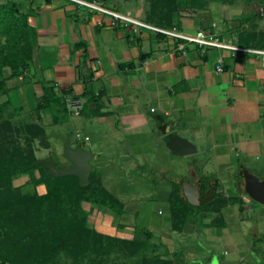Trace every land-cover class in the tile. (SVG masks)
<instances>
[{"label":"crops","instance_id":"1","mask_svg":"<svg viewBox=\"0 0 264 264\" xmlns=\"http://www.w3.org/2000/svg\"><path fill=\"white\" fill-rule=\"evenodd\" d=\"M124 3L131 12L129 7L135 1L125 0ZM25 4L27 12L32 13L29 23L37 32V51L29 70L24 76L9 80L11 92L0 99L6 101L20 89L41 99L43 83H57L71 89L85 103L79 118H86L89 128H95L96 132L102 128L110 131L105 132L110 139L113 136L119 139L123 135L129 144H133L130 148L135 155H148L154 151V143H162L176 157L203 160L204 155L197 143H207L218 167L217 174L209 171L204 160L202 163L198 159V167L189 171L190 180L180 185L187 197L191 186H199L204 193L215 187L212 209L196 218L209 231V242L217 237L240 247L242 227L256 212L258 203L250 195L248 177L264 180V163L257 164L264 155V61L249 53L222 49H211L204 55L193 44H186L184 54L178 51L179 41L176 39L160 36L145 28L133 30L122 25L113 26L112 20L105 19L103 14L98 16L99 13L84 9L86 16H83L81 7L68 0L33 4L30 9V0ZM118 6L117 1L113 8L117 10ZM137 7L139 14L133 17L152 25L147 21L148 6L138 0ZM173 18L177 31L195 34L203 30L245 48L253 45L258 33L264 32V17L260 16V4L257 2L206 0L202 9L182 8ZM80 43L83 46L77 49L76 45ZM44 54L55 55L58 64L44 65L40 60V55ZM219 59L223 60L222 72L216 69ZM10 73L6 71V75ZM86 89L95 93L101 91V100L88 102L83 95ZM22 111L24 109L18 104L8 110V114L16 116ZM60 113L63 112L57 111L59 120ZM41 114L45 115L42 112L39 116ZM63 121L62 118L58 123ZM175 140L187 143L191 152L176 153ZM68 143L71 144L70 139ZM93 143L85 134L81 146L75 149L91 153L92 172V162L95 161L99 178L109 189L103 181L104 163L101 162L106 151ZM127 154L121 156L131 162V153ZM60 161L68 163L64 169L71 165L65 156ZM170 172L155 170L163 178ZM25 177L27 181L22 186H26L30 177H19L20 180ZM153 182L157 183V177ZM85 205L86 211L93 207ZM124 205L126 214L121 218L109 210L95 209L99 217L93 229L118 239L137 238L143 242L132 225L135 218L129 216ZM196 218L193 217L180 232L172 229L171 212L165 221L171 225L172 232L192 234L190 223L193 224ZM156 224V227L161 226L160 221ZM103 226L110 230L99 231L98 227ZM258 235L254 244H258L255 249L260 251V257L253 252V258L258 264H264V241ZM172 238H165L168 248L165 254H158L162 259L174 264H186V260L194 259V256L184 257L178 252ZM238 254L237 261L244 264L248 253L240 250ZM183 257L187 259L183 260Z\"/></svg>","mask_w":264,"mask_h":264},{"label":"trees","instance_id":"2","mask_svg":"<svg viewBox=\"0 0 264 264\" xmlns=\"http://www.w3.org/2000/svg\"><path fill=\"white\" fill-rule=\"evenodd\" d=\"M68 1L80 7L75 2ZM84 1L104 4L109 0ZM147 1L148 23L164 29H173L176 26L173 18L175 13L182 8L202 9L206 0ZM245 1L257 2L260 8L264 6L263 0ZM25 2L26 0H8L0 4V97L11 92L9 80L22 77L29 70L37 51V32L29 23L32 13L27 12ZM42 2L50 4L51 0H30L29 9L33 4ZM255 37L253 45L249 48L264 49V32ZM82 46L80 43L76 48L81 49ZM198 52L201 54V49ZM8 70L11 72L9 76L6 75ZM42 87L43 96L36 106V112L49 109L54 117V124L61 122L57 111L70 113L66 96L81 100L71 89L58 88L57 83L46 82ZM83 95L88 98V102H96L101 100L103 94L101 91L95 93L86 89ZM82 105L80 115L85 109L83 101ZM14 106L12 97L0 102V264H52L63 251L68 252L70 258L78 262L88 257L92 250H100L101 257L103 253L105 257L109 256L117 245L123 249L139 247L135 252H145L147 241L142 242L137 238L118 239L88 226V212L83 209V204L109 210L121 218L126 214L124 203L104 187L97 171L93 170L90 185L85 188L81 187L78 177L50 175L48 168L43 166L33 150L26 152L25 148L20 146V140L9 137L12 133L19 132V129L13 126L14 114H8V110ZM31 125L36 128V134L44 132L38 125ZM25 141L29 143L30 149L35 144L32 143V137H27ZM24 175H28L34 185H44L47 193L43 196L38 193L24 194L21 189L14 187V180ZM214 201L215 198L196 206L184 195L182 185H175L169 197L172 229L182 231L193 217L211 210ZM135 229L145 237L151 236L150 231L138 224ZM134 253L130 252L132 255ZM144 264L174 263L162 259L157 254L149 261L146 259Z\"/></svg>","mask_w":264,"mask_h":264},{"label":"rangeland","instance_id":"3","mask_svg":"<svg viewBox=\"0 0 264 264\" xmlns=\"http://www.w3.org/2000/svg\"><path fill=\"white\" fill-rule=\"evenodd\" d=\"M7 1L8 0H0V4H4ZM109 1L110 3H113L97 4V6H103L105 9L112 10L118 1L119 6L117 11L123 14L128 12L124 3L125 0ZM133 1H135V3L129 7V10H131L132 16H138V0ZM140 1L148 6L147 0ZM242 1L246 2L245 0ZM71 6L74 5L72 4ZM25 7H27V5ZM81 9L82 11L80 13L83 16H86L85 11L90 12L86 8L81 7ZM90 13H99L98 16H102L100 12ZM103 16L105 19L112 20L108 15ZM40 60L46 66H50L52 63L58 64V59L53 54H44V56L40 55ZM11 83L14 85V82ZM12 99L14 100L15 106L20 104V107H22L24 111H22L20 115L15 116L13 126L18 128L19 132L12 133L9 136L10 138L12 137L16 141L20 140L22 143L19 144L23 149L25 148L24 150H26V152L33 150L38 160L42 162L43 166L48 168L50 174L48 163H52L58 170H64V167L68 165V163L62 164L63 162L60 161V159L65 156L68 140H71V148L75 149V147L81 146L84 135L88 134L91 137V142H95L93 144L99 145L101 149L106 151L101 160V162L104 163V168H102L104 183L126 204L127 210H129L127 213L129 216L135 218V223H132L134 228H136V225L138 224L142 228L151 232V236L149 237H145L138 232V236H140L145 242L147 241V247L144 246V248H146L145 252H135L139 247H128L127 249H123L120 245H117V248H115L109 256L106 255L105 257L103 253V256L101 257V254H99V252H101L100 250H92L88 257L76 262L70 258L68 252L63 251L52 264H144L146 259L149 261L157 254H165L168 248L165 244V238L167 239L169 236L173 237L172 239L175 243L174 248L183 254L184 257L194 256V259L186 260V264H243L242 262L237 261L240 250H242V253H248L247 261H245L244 264H258L257 260L253 258V252L260 257V251L255 249L258 247V244H254V240L256 234L259 233V239L264 241V204L256 203V212L254 214L252 213V215L250 214V218L243 225L244 227H242L241 230L242 235L240 247L237 244H232V242L226 239L217 238L216 236L215 240L210 239L209 242V231H206L205 228H203V222L197 220L196 216V221L193 222V224L190 223L192 234H187L188 232H172L170 230L171 225L165 221L168 220L167 218L170 213L169 195L173 187L181 182H188L190 180L191 174L189 171L191 168L194 169L198 167V159L200 158L196 156V159H183L176 157L170 153L162 143H154V151L148 155H143L142 153L135 155L133 154V149L130 148L133 144H129L123 135H120L119 139L116 136H113L110 139L105 134L108 130L102 128V130H97L96 132L95 128H89V121L86 118H79L80 116H76L72 111L68 114H59L60 121L62 122V118L64 120L63 123H58L59 125L54 124L52 121L53 115L49 109L40 111V113L44 112L45 115L41 114L39 116V112L35 115V107L40 99H36L24 89L14 91L12 93ZM3 100L4 98L0 99V102H3ZM17 111L19 112L21 109H17ZM37 115L40 117L39 120L37 119ZM31 123L43 128L44 132L40 133V135L36 134V128H34ZM32 129L34 131H32ZM6 133L9 134L8 132ZM108 133L111 132L109 131ZM27 137H32V143H35L31 149L29 143L25 141L27 140ZM97 140L101 142L97 143ZM119 140L122 142H119ZM46 144H48L49 147H47ZM197 144L201 148V153L204 155L203 160L206 163L202 159L200 160L203 161L202 163H205V166L207 165L210 172L216 173L218 167L213 161V152L208 150V144ZM136 151L139 152L138 150ZM127 153H131L129 158L132 163L128 162L127 159L122 158L121 155ZM262 157L261 160L257 161L258 165L264 163V155H262ZM65 159L67 158L65 157ZM94 162H92V164L94 165V171L96 172V163ZM134 164L136 165L135 167ZM158 169L170 170L171 172L163 178L161 174L157 175L155 173V170ZM156 177L157 183L153 182ZM24 181H27L26 177L23 180H20L19 177L16 178L13 182L14 187L21 189L24 194L38 193V195L43 196L47 193V189L44 185H34L30 182L31 180L29 178V182L26 186H22L21 184H23ZM82 207L84 210L86 209L85 204H83ZM89 208L90 207L87 208V224L93 228V226L98 224L97 219L99 213L95 210L98 207L93 206L90 209ZM104 211L107 212V210ZM162 213H164V215H162ZM144 217H147V219L145 220ZM159 221L161 226L156 227V223ZM108 229L110 230V228ZM98 230L104 232L109 231L106 230L104 226L102 228L98 227ZM202 231L204 233L198 235ZM187 235H189L188 238H186ZM178 241H181V243ZM129 248H132V250L130 251ZM130 252L135 253L132 255ZM185 259L187 258H184L183 260Z\"/></svg>","mask_w":264,"mask_h":264},{"label":"built area","instance_id":"4","mask_svg":"<svg viewBox=\"0 0 264 264\" xmlns=\"http://www.w3.org/2000/svg\"><path fill=\"white\" fill-rule=\"evenodd\" d=\"M78 4L80 7L88 9L90 12H100L103 15H108L112 18V25L118 26L122 25L126 28H133V30H137L139 28H145L150 31H153L158 34L165 35L167 37L178 40V51L182 53H186V44H193L201 49L202 53H206V50L211 49H222V50H231L235 52H245L254 55L257 58H260L264 61V49L257 48H245L233 45L232 43H228L225 40L219 38L217 35L208 33L206 31L200 30L195 34H185L183 32L177 31L175 28L173 29H164L157 26L149 25L142 21L135 19L131 12H127L126 14L120 13L115 9L108 10L103 8V6H97L98 3H89L84 0H70ZM264 1V0H263ZM260 15H264V6L260 8ZM215 26V25H214ZM223 60L219 59L217 61L216 69L218 72L223 71L222 66ZM58 88L63 89L60 84H58ZM66 100L68 102V108L70 111L74 112L76 116L80 115L81 109L83 108L82 101L73 96H66Z\"/></svg>","mask_w":264,"mask_h":264},{"label":"water","instance_id":"5","mask_svg":"<svg viewBox=\"0 0 264 264\" xmlns=\"http://www.w3.org/2000/svg\"><path fill=\"white\" fill-rule=\"evenodd\" d=\"M174 142L176 153L182 155L191 152L187 143L179 140H175ZM65 157L71 165L64 170H58L52 163H48V166L50 167V175L54 177H78L81 187H88L90 185V176L92 173V166L90 164V159L92 157L91 153L84 151L81 148L72 149L71 144L68 143ZM248 178L251 197L256 202L264 204V180L259 181L252 176ZM187 191L189 201L196 206H201L210 202L215 196V187H213L208 193H204L199 186H191Z\"/></svg>","mask_w":264,"mask_h":264}]
</instances>
